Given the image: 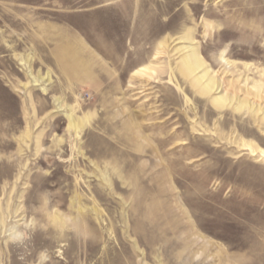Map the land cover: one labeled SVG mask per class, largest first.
I'll use <instances>...</instances> for the list:
<instances>
[{
  "label": "rangeland",
  "instance_id": "1",
  "mask_svg": "<svg viewBox=\"0 0 264 264\" xmlns=\"http://www.w3.org/2000/svg\"><path fill=\"white\" fill-rule=\"evenodd\" d=\"M0 264H264V0H0Z\"/></svg>",
  "mask_w": 264,
  "mask_h": 264
},
{
  "label": "bare ground",
  "instance_id": "2",
  "mask_svg": "<svg viewBox=\"0 0 264 264\" xmlns=\"http://www.w3.org/2000/svg\"><path fill=\"white\" fill-rule=\"evenodd\" d=\"M185 39H189V35H187L185 37ZM205 63L203 62L199 52L197 49H195V51L191 52V54L186 55L182 61V65L184 66L181 71L182 73L186 74V73H194L197 69L202 68ZM206 79L205 82H203L204 85V90H208L210 91L212 88L217 89L219 87V83L217 81H215V79L211 78L208 75V71H205L199 78H197L198 82L201 83V80ZM203 91V90H202ZM204 92V91H203ZM226 101V98H222V100H218L216 101L219 105H224V102ZM246 105L249 104H241L240 107H244ZM73 120V119H72ZM72 120H70V126H74L75 124L72 122ZM58 215V214H57ZM56 214L53 216L52 218L54 219V221H58L59 220V216H57ZM51 218V217H50ZM51 218V219H52ZM62 220V219H61ZM52 222V221H51ZM61 222V221H60ZM54 223V222H53ZM62 223V222H61ZM57 224V223H56ZM59 225V224H58Z\"/></svg>",
  "mask_w": 264,
  "mask_h": 264
}]
</instances>
